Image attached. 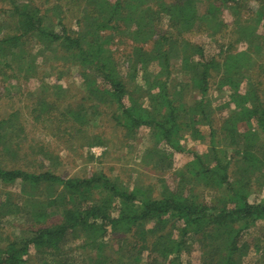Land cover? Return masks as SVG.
<instances>
[{"label":"trees","instance_id":"trees-1","mask_svg":"<svg viewBox=\"0 0 264 264\" xmlns=\"http://www.w3.org/2000/svg\"><path fill=\"white\" fill-rule=\"evenodd\" d=\"M157 1L0 0L4 76L22 74L25 80L40 82L45 66L37 59L43 56L55 62L49 64L54 70L57 63L67 72L74 67L88 93L114 107L111 118L125 138L146 127L152 150L162 143L171 157L186 153L179 145L183 135L202 139L199 127L206 126L211 156L205 163L189 151L193 160L175 173L179 175L175 184L181 182L185 189H171L159 178L158 192L151 187L144 192L124 189L103 174L63 178L49 170L9 169L0 162V186L19 182L33 220L28 237L6 235L0 226V264H128L144 254V264H264L261 236L259 242L250 237V231L260 227L264 237V198L249 201L264 187V0H255L257 8L248 16L241 12L248 9L247 0L227 2L233 13L230 25L208 13L198 17L180 0ZM195 23H200V31L209 30L211 39L222 41H216L214 53L185 37ZM109 33L120 40L132 38L121 60L107 44ZM149 41L148 51L143 44ZM238 44H245L244 49L238 50ZM119 61L125 65L122 75ZM172 67L189 79L170 85ZM64 71L57 70L58 82ZM138 74L150 77L145 86L134 85ZM212 80L224 94L216 107L208 98ZM243 80L250 89H240ZM181 84L198 93L197 98L187 100L182 89H175ZM52 106L41 99L35 120H43ZM222 108L226 115L215 120ZM85 114L83 110L76 118L82 120ZM3 124L1 119L0 151L10 143V131L1 132ZM243 127L246 130H240ZM215 138L222 139V148ZM233 163L238 170H232ZM39 187L51 190L50 196H36L33 191ZM205 191H215V198L207 199ZM10 195L0 197V219L16 216L19 202ZM9 207L15 213L10 214ZM46 210L56 220L39 224ZM195 243L199 256L191 260ZM91 246L94 254L89 253Z\"/></svg>","mask_w":264,"mask_h":264},{"label":"rangeland","instance_id":"rangeland-1","mask_svg":"<svg viewBox=\"0 0 264 264\" xmlns=\"http://www.w3.org/2000/svg\"><path fill=\"white\" fill-rule=\"evenodd\" d=\"M176 1L179 0H158L157 3ZM180 1L186 5H191L198 17H204L208 13L214 20L222 19L228 25L231 23L233 13L228 8L231 3H227L230 0ZM256 4L255 0H247L248 9H242V15L248 16L249 11L252 12V10L257 8ZM199 25L200 23H195L192 30L185 34V37L191 43L208 49L209 53H214L217 46L216 41H222L211 39L208 35L209 30H206V32L200 31ZM206 25L207 27H214L212 23H207ZM217 37L219 38V36ZM106 38L107 44L111 47L112 51L117 56H120L118 57L119 60H121L124 52L130 50L132 38L123 37L120 40L119 36L116 37L111 33L107 34ZM118 39L119 41H117ZM224 41L225 43L227 42L226 39ZM143 47L149 51L151 42L144 43ZM244 47L245 44H238L236 46L238 50H243ZM173 53L174 49L172 48ZM171 59V63L174 65L176 62L174 58ZM37 60L38 65L45 66L42 67V80H39L40 82L34 78L25 80L22 74H18V77H6L3 75L2 68H0V120L4 121L1 132L6 134L4 131H10V143L8 149L0 151V162L7 168H18L26 172L49 170L63 178L89 179L103 174L111 181H114L116 186H121L124 189L135 187L144 192L148 191V187H151L152 192H158L159 185L157 188L155 186L159 178H163L167 187L171 189L177 186L185 189V184L181 182L175 184L177 177L179 178V175L175 173L182 172L183 168L193 160L189 156V151H194L196 155L201 156V160L205 163H208L211 158L207 151L209 138L206 126L199 127L203 135L202 139L197 140L189 138L186 135H183L179 139V145L186 153H173L171 157H167L166 154L169 153L168 148L162 143L152 150L151 131L146 127H141L136 134L125 138L122 130L111 118L114 107L100 101L101 98L99 100L98 95L89 94L88 90L83 87L74 67L70 68L67 72L65 69H61V64L57 63L59 67L54 70L49 65L50 62L51 64L55 63L53 60H46L45 56ZM150 69L156 70V65H151ZM57 70H65L63 78L59 80L60 82L55 78L58 74ZM118 70L121 75L124 74L125 65L121 61H119ZM179 72L177 67H172V73L168 80L170 85L182 83L183 79V82L189 79L186 76L182 78ZM149 79L148 75L138 74L134 85L145 86V81ZM57 82L61 83L62 86L57 84ZM245 82L243 80L240 83L242 91L251 88L250 84H245ZM210 83L208 98L212 101L214 107H216L220 105L218 102L223 100H221V97H224V94L217 90L214 80ZM128 85L131 84L128 83ZM54 86L60 87L57 89ZM175 89L177 91L182 89L187 100H192L198 96V93L193 90L188 91L186 88L183 89L182 84L176 86ZM43 98L53 106L49 114L44 115L45 118L43 120L37 121L35 120V116L38 114L36 109L38 108L39 101ZM107 100L106 98L105 101ZM143 102H145V98H143ZM81 109L82 112H80ZM83 110L84 114L86 113L83 115L84 118L82 120L80 117L77 119L76 115H82ZM220 111L221 113L217 112L215 120L224 117L227 113L223 108ZM215 125L218 126L219 123ZM240 130L244 131L246 129L243 127ZM7 137L9 138V133ZM93 142L98 143L92 144ZM215 143L218 148H222V139L215 138ZM228 150L229 155H232L233 147H230ZM237 167L236 164H232V170H238ZM183 182L185 183V180ZM18 186L19 182L4 189L0 186V197L7 193L10 195L13 192L14 196L10 195L9 199L19 202V208H17L16 213L13 207H9V213H15L16 215L14 216V220L13 217L11 219L3 217L0 219V226L6 235L15 234L17 236L28 237L30 236L29 231L33 223V220L30 219L31 217L29 218L27 215L31 209V204L25 200L27 197L21 193ZM50 192L51 190L40 187L33 191L36 196L45 199L50 196ZM211 193L205 191L204 196L208 199L210 195H213L215 198V191ZM222 193H224V190H222ZM261 197L264 198V187L260 196H251L249 201L254 202ZM6 199L8 200V197ZM7 210L8 207L5 208V212ZM54 220H56L54 213L50 215L46 210L45 216L38 223H51ZM261 228H259V231L255 229L251 230L250 237L255 238V241L258 242L261 239L259 244L262 246H259L263 250L264 237H262ZM220 246L224 247L222 244ZM88 249L89 253H95V249L92 246ZM191 250L190 259H197L199 256L198 244H193ZM145 256L146 254L132 257V259H129L128 264H144L146 260Z\"/></svg>","mask_w":264,"mask_h":264}]
</instances>
